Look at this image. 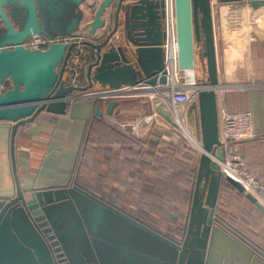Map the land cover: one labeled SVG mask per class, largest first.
I'll return each mask as SVG.
<instances>
[{
  "label": "water",
  "instance_id": "obj_1",
  "mask_svg": "<svg viewBox=\"0 0 264 264\" xmlns=\"http://www.w3.org/2000/svg\"><path fill=\"white\" fill-rule=\"evenodd\" d=\"M236 2L260 4L264 0ZM174 13L178 67L194 71L195 47L201 44L207 74L206 81L202 82L207 87L198 91L196 100L198 137L203 152L198 158L184 235L177 242L76 184L22 189L14 164L16 130L40 112L63 114L76 92L134 85L140 81L155 83L153 75L163 68V0H0V121L12 123L9 154L15 181V193L0 196V264H77L80 255L72 253V257L67 253L51 223L53 212L66 208L64 203L71 201L74 193L165 240L172 247L167 264H209L214 224L264 259V251L215 210L222 178L218 163L210 156L221 160L222 153L218 139L216 88L219 80L210 0H199L197 6L192 0H174ZM50 32L70 39L67 43L51 42L45 49L22 46L27 37L39 34L51 38ZM78 33L84 34L81 40L74 39ZM6 45L12 47L6 48ZM5 83H8L6 88ZM115 104L110 101L107 110ZM156 108L171 121L161 103ZM95 113L101 115L98 106ZM225 179L264 214V207L254 196L244 192L237 181Z\"/></svg>",
  "mask_w": 264,
  "mask_h": 264
},
{
  "label": "crops",
  "instance_id": "obj_2",
  "mask_svg": "<svg viewBox=\"0 0 264 264\" xmlns=\"http://www.w3.org/2000/svg\"><path fill=\"white\" fill-rule=\"evenodd\" d=\"M218 2L230 3V6L241 4ZM235 10L232 8L229 13ZM224 11L222 9L220 13ZM213 25L219 80L217 107L222 105L231 111L251 112L252 128L262 137L242 141L241 154L246 167L261 178L264 177V21L257 29L249 30L252 38L249 37L247 42L243 41L247 33L242 34L239 27L228 29L223 20L217 25L213 20ZM199 46L195 60H198L199 79L205 82V60L201 44ZM110 101L116 104L108 111ZM96 106L101 115L95 113ZM190 107L187 111L188 125L198 136V108L196 103ZM151 108L152 103L146 97L120 100L85 98L68 101L63 114L40 112L31 122L18 126L15 133L14 164L19 186L22 189H40L70 186L76 182L116 205H127L130 211L153 221L160 232L176 235L175 231L171 234L172 228L165 226L163 220H167L166 225L170 227L177 221L178 228L184 221L185 229L189 214L187 201L178 193L179 180L176 185L172 183V170L178 178L183 176V169L180 166L176 169V164L171 161L175 154L179 159V156L186 159L181 141L172 131H168L171 134L169 140L163 139L161 133L167 130L162 127L152 128L136 140L110 123V120H134L149 113ZM11 125V122L0 121L1 197L15 193L9 154ZM199 155L196 154L194 159L195 175ZM192 179L195 181V176ZM183 184L185 191V182ZM222 198L230 200V189L218 196L215 210L219 216ZM243 198L261 212L246 197ZM223 219L230 225L229 219ZM208 263L264 264V259L214 224Z\"/></svg>",
  "mask_w": 264,
  "mask_h": 264
},
{
  "label": "rangeland",
  "instance_id": "obj_3",
  "mask_svg": "<svg viewBox=\"0 0 264 264\" xmlns=\"http://www.w3.org/2000/svg\"><path fill=\"white\" fill-rule=\"evenodd\" d=\"M211 1L215 24L223 20L228 25V29L239 27L242 34L247 33V36H242L243 41L247 42L249 37L252 38L249 30L257 29L258 25L264 21V14H262L264 3L257 4L259 6H252L253 4L248 3L231 4L230 6V3ZM221 1L236 2L237 0ZM192 3L197 6L199 0H192ZM262 4L263 6H260ZM232 8L236 10L229 13ZM222 9L225 11L221 14ZM50 36L55 37L56 34L50 32ZM199 48L198 45L195 50ZM194 73L199 78L197 59ZM142 78L143 75L139 76L138 80ZM180 146L186 159L179 157L184 160L185 164L183 165V160L178 158V154L172 155L171 161L172 164H176L174 165L176 169L179 166L183 169V176L178 178L172 170V183L176 185L179 180L178 183L183 189V182H185V191L189 193L196 154L184 147L182 142ZM178 193L182 196L181 191ZM74 196L71 201L64 203L66 208L53 212L51 223L67 253L72 257V253L80 255L81 258L77 264H167L168 254L172 252V247L165 240L130 223L126 218L100 207L78 193H74ZM221 200L220 216L229 219L230 224L264 250V215L241 195L231 190L230 200L227 198ZM183 222L180 224V229L183 228ZM171 228L173 230L178 227L171 225ZM180 238L179 235L178 240Z\"/></svg>",
  "mask_w": 264,
  "mask_h": 264
},
{
  "label": "built area",
  "instance_id": "obj_4",
  "mask_svg": "<svg viewBox=\"0 0 264 264\" xmlns=\"http://www.w3.org/2000/svg\"><path fill=\"white\" fill-rule=\"evenodd\" d=\"M210 6L213 22L211 0ZM162 29L164 35L162 41L163 68L153 75L154 84L140 81L134 85H122L115 88H93L84 92H76L72 97L74 99L105 100L146 97L152 103L149 113L134 120H110V123L119 131L133 136L136 140L147 131L153 130L152 128L162 127L167 130L161 133L163 139L169 140L171 134L168 131H172L184 147L189 148L194 154H200L203 152L202 145L199 137L188 127L187 111L192 104L196 103L198 91L207 86L197 82L194 73L191 80L187 76V69L178 67L174 0H163ZM83 36V33H78L74 39L81 40ZM69 39L67 36L47 38L35 34L24 39L22 46L28 49H45L51 42L64 41L67 43ZM5 47L12 46L6 45ZM161 77H164V82H161ZM3 88L4 86L1 87V89ZM71 100L73 99L69 101ZM159 103L169 112L171 121H167L154 107V104ZM217 119L222 158L217 160L215 156H210L211 159L218 163L223 176L237 181L243 187L244 192L250 193L264 207V177L258 178L250 171L241 154L242 141L262 137L252 128L251 112L249 110L231 111L221 105L217 107Z\"/></svg>",
  "mask_w": 264,
  "mask_h": 264
},
{
  "label": "trees",
  "instance_id": "obj_5",
  "mask_svg": "<svg viewBox=\"0 0 264 264\" xmlns=\"http://www.w3.org/2000/svg\"><path fill=\"white\" fill-rule=\"evenodd\" d=\"M198 45H200V44H198ZM195 79H196V81L197 82H200V83H202L201 82V80L198 78V77H196L195 76ZM6 87H8V83H5V88ZM255 139H258V138H255ZM255 139H251V140H255ZM264 170V169H263ZM192 171H193V176H195V174H194V169H192ZM221 182H220V186H219V192H218V196L220 195V193H222L223 191H227V190H231V191H233V192H235V193H237V194H239V195H241L242 197H245V195L243 194V193H241V192H239V191H237L232 185H230L227 181H226V179H225V176H223L222 174H221ZM72 184H76L77 186H79V187H81V188H83L84 190H86V191H88V192H90L91 194H93V195H95V196H97V197H99L100 199H102L103 201H105V202H107L108 204H110V205H112L113 207H115V208H117L118 210H120V211H122L123 213H125L126 215H128V216H130L131 218H134V219H137L138 221H140L142 224H144L145 226H147V227H149L150 229H152V230H154V231H156L157 233H159V234H161V235H163L164 237H166V238H168L169 240H171V241H174V242H177V241H180V240H178V237H179V235H180V237L182 238L183 237V235H184V230L185 229H183V228H176V229H173V231L172 232H177V234L176 235H170L169 234V232L167 233H164V232H160L159 231V228H158V226L157 225H155V223L153 222V221H150L149 219H144V218H142L140 215H142V214H140V215H138V213H136V211L135 212H133V211H130V209H127V205H116L114 202H112V201H110L109 199H107V198H103L101 195H99V194H96V193H94L93 191H91V190H89V189H86V188H84V187H82V186H80L79 184H77L76 182H73ZM194 184H195V181L193 180L192 181V183H191V191L188 193L187 191H184L183 189H182V187H181V185H179L178 184V191H181L182 192V197H183V200H185V201H187V204H188V206H190V202H191V199H192V192H193V187H194ZM161 217H163V216H161ZM187 219H188V216H187ZM164 221V223H165V226H167L169 229H171V227L169 226V225H166L167 224V221H165V220H163ZM153 223L154 225H155V227L151 224V223ZM227 222V221H226ZM171 224H173V226H176V227H178V223H177V221H174V222H172ZM170 224V225H171ZM232 227H234L232 224H230ZM235 228V227H234ZM236 229V228H235ZM237 230V229H236ZM242 236H244L248 241H250V242H252L253 244H255V245H257L256 243H254L253 241H251L249 238H247L244 234H242L239 230H237ZM180 238V239H181ZM258 246V245H257ZM259 247V246H258ZM260 248V247H259ZM251 250V249H250ZM263 250V249H262ZM252 251V250H251ZM264 251V250H263ZM253 253H255L254 251H252ZM256 254V253H255ZM257 255V254H256Z\"/></svg>",
  "mask_w": 264,
  "mask_h": 264
},
{
  "label": "bare ground",
  "instance_id": "obj_6",
  "mask_svg": "<svg viewBox=\"0 0 264 264\" xmlns=\"http://www.w3.org/2000/svg\"><path fill=\"white\" fill-rule=\"evenodd\" d=\"M255 5H257V4H253L252 6H255ZM257 6H259V5H257ZM257 6H256V7H257ZM260 6H263V4L260 5ZM262 14H264V12H263ZM193 73H194V71L192 72V69H187V76H188L191 80L193 79Z\"/></svg>",
  "mask_w": 264,
  "mask_h": 264
}]
</instances>
